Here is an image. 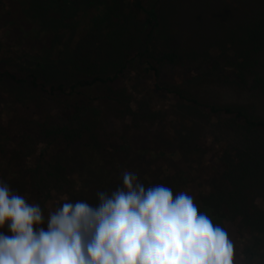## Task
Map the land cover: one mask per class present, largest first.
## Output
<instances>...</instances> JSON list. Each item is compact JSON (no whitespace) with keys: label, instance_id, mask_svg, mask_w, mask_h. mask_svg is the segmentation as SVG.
Here are the masks:
<instances>
[{"label":"rangeland","instance_id":"rangeland-1","mask_svg":"<svg viewBox=\"0 0 264 264\" xmlns=\"http://www.w3.org/2000/svg\"><path fill=\"white\" fill-rule=\"evenodd\" d=\"M21 1H12V7L2 14L5 19L8 18L7 12H11L9 19L13 18L17 23L14 27L8 26L12 31L9 36L0 28V70L13 68L26 75L33 67L37 72L41 69L34 57L38 54L51 56L55 66H52L49 79L57 84L62 72L57 66L59 52L63 60L68 59L67 56H91L93 59L101 56L99 62L106 66L108 75L114 66L147 49L154 56L176 53L179 59L176 65H156L160 71L158 77L147 71L146 65L140 66L136 62L127 66L123 86L132 96V106L138 113L133 118L125 117L124 110L117 112L113 102L100 93L62 100L59 97L47 99L29 88L0 84V181L24 196L28 203L39 204L45 222L49 213L65 202L85 200L97 206V193L110 194L118 187L115 183L122 178V172H134L133 167L130 163L121 169L110 165L104 176L109 180L107 187L110 189L91 193L88 187L76 184L80 182L83 168L75 164L85 150L92 148L88 146L92 145L93 137L87 133L69 145L64 137L55 138L49 134L68 125L61 117L65 107H97L101 122L94 131L103 132V136L96 139L109 151L117 140L133 137L128 142L134 151L139 152L135 164L141 167L137 176L145 188L150 183L141 179L142 176L163 175L169 183L173 181L170 188L174 195L184 190L194 198L197 206L207 198L212 217L225 220L227 233L234 244V264H264V135L258 131L248 132L241 121L211 116L204 107H191L168 91H181L204 106L245 108L250 115L264 119V93L253 89L258 87L255 74H248L246 91L235 85L231 78L233 72H228L231 62L238 61L242 67L248 59L240 55L235 58L234 52L230 51L235 49L229 41L236 31L240 33L246 20L248 26L244 27L250 28L257 7H261L264 13V0H146L145 5L157 3L159 16L160 25L151 39L148 38L150 29L147 23L137 18L131 7H128L131 11L124 10L126 24L118 27L109 21V29L100 24L84 30L85 22L79 23L78 16L65 11V22L74 28L75 33L61 30L56 37L45 42V55L41 54L39 36L36 39L26 36L25 31L28 32L29 26H34L37 19L34 21L28 11L22 14L21 9L27 7L24 4L30 0ZM52 1L48 0L46 6ZM100 3L101 0H95L92 6H88L96 16L102 14ZM95 29L98 30L93 31ZM82 34H89V38L80 37ZM9 47L18 58L13 53L7 54ZM250 54L254 60L259 57L256 53ZM261 57L264 60V52ZM96 68L97 71L99 68ZM208 78L215 81L205 83ZM220 79L225 82H217ZM28 105L29 109L26 108ZM145 111H149L147 116ZM184 138L189 144H185ZM254 145L259 148L263 161L255 158V165L260 166L253 168V180L248 177L243 181L241 192L234 187L237 179L227 172L230 167L238 168L243 152H248L246 149ZM56 167L58 171H64V178L58 176ZM59 177L63 183L58 181ZM234 190L241 197L246 196L248 207L247 210L243 207L242 211L251 215L246 218L255 219V228L244 225L246 218H239L241 211L234 213L233 203L237 201ZM217 197L221 201H217ZM44 226L46 228V223ZM0 231L7 232V228Z\"/></svg>","mask_w":264,"mask_h":264},{"label":"trees","instance_id":"trees-1","mask_svg":"<svg viewBox=\"0 0 264 264\" xmlns=\"http://www.w3.org/2000/svg\"><path fill=\"white\" fill-rule=\"evenodd\" d=\"M12 1L14 0H0V21L4 23L0 25V28L7 36L12 32L9 27H14L17 23L15 19H9L11 12H7L6 16L8 18L4 19L2 15L12 7ZM24 1L25 0L21 1V3ZM94 1L95 0H53L52 4L46 6L48 0H30L28 3L24 4L27 7L22 8L21 11L23 15L26 14L24 11H28V14L33 15V20L36 21L37 19V22L34 26H29L28 32L25 31L26 36L36 39L38 35L39 37H37V41L42 45L41 54L45 55L47 53V48L44 46L45 42L56 37L61 30L67 29L71 34L75 33L74 28L66 23L65 11L74 16H78L80 19L79 23L82 21L85 22L86 28H84V30H87V27H94L95 25L98 26L100 24L109 29L110 27L107 24L109 21L118 27L125 25L127 16L125 15L124 10L125 12H127V10L131 11L128 7H131L133 11L136 12L137 18L143 19L147 23V27L150 29V33L148 34L149 39L153 37L156 28L160 25L157 3L149 6L145 5L146 0H124L125 2H123V0H101L100 5H102V14L101 16H96L92 9H88V6H92ZM262 6L264 7V4ZM246 21L247 22L242 23L243 26L239 30L240 33L238 34V31H236L234 35H232L229 43L235 49H230V51L234 52L233 56H235V58L236 55H240L243 58L247 56L248 59L243 62L242 67L238 64V61L231 62V64H229L230 67H228V72H233L231 78L234 79L235 85L237 84L239 87L242 86L246 91L248 89V82L246 80L248 74H255L256 77L254 79L256 80L258 87L253 89H257L259 92L262 91V93H264V60L261 57L264 52V13H262L261 7L256 8L254 20L252 21L250 28L244 27L248 26V20ZM25 24L27 25V23ZM97 30L98 29H95L93 31ZM80 37L89 38V34L87 36L86 34H82ZM217 45L220 44L217 43ZM9 51L7 54L13 53L15 57L17 56L16 58L19 57L10 47ZM250 53H256L257 56H259L258 59H252L253 56ZM60 54V52L57 54V63H59L57 66L62 71L59 83L53 84L49 79V74L51 72L53 73L52 66H55L54 62L50 60L51 56H39L38 54L36 55L37 57L34 58L39 62L38 64L41 70L37 72L35 70L34 72L33 67L29 66V71L32 72L26 75L13 68L0 70V84L17 86L18 88H29L32 92L38 93L47 99L59 97L62 100L64 98L78 97L82 94L100 93L106 100L113 102L114 109L117 110V112H123L124 110L125 117L130 118L131 116V118H133L137 117L138 113L132 106V96L127 94L128 91L124 89L123 86L125 83L127 66H133L136 62L140 66L146 65V70L154 72L158 77L160 71L156 65L162 63L176 65L178 64L179 59V56H177L176 53H164L160 56H154V53H152L150 49H147L146 52L139 53L138 56L133 59L122 62L119 66H114L115 68L112 73H109L110 75H108L106 74V66L99 62V57L101 56H97L96 59H93L91 56H67L68 59L63 60V56H60ZM96 67L99 68L97 71L95 70ZM226 78L229 77L227 76ZM208 79L209 80H206L205 83H212L215 81L210 78ZM217 82L220 83L225 81L220 79L217 80ZM168 91L170 94H174L178 97L180 101L191 104V107H204L211 116H223L231 118L234 121H241L243 127H245L248 132L258 131L264 135V119L250 115L245 108L224 105L220 107L214 104L204 106V104L200 103L197 99L188 98L182 94L181 91L176 89H170ZM98 105L100 106L99 103ZM29 107V105L26 106L28 109ZM141 110H144V108ZM148 113L149 111H145L146 116ZM100 114V110H98L97 107L89 108L78 105L67 106L61 112V117L67 120L68 125L55 132L51 131L49 133L51 136H56L55 138L60 136L64 137L69 145H73V143L82 139L87 133L90 137H93L91 138L90 143L92 145L88 146L92 148L89 149L90 151L85 150L84 155L81 154L76 162L77 164H75L76 166L83 168V172L81 173L83 178L80 175V182H77L76 184L79 183L80 186L83 185L88 187L91 193L102 191L101 189L104 188L110 189V187H107L109 186L107 185L109 180L104 177L108 174V167L110 165H114L121 169L125 167L127 163H130L136 174L138 173L137 170L141 168L136 167L137 164H135V159H137L139 152L134 151L135 148L128 142L133 139V137L128 140H117L114 145L109 147L110 152L106 150L103 145L101 146L100 141L96 138L103 136V132L94 131L97 128L99 121L101 122V120H99ZM184 142L185 144H189L185 138ZM246 151L248 152L245 153L250 155L246 156L243 152L240 157L239 167H230V171L227 172V174L229 173V175L231 174L233 178L237 179L234 182L236 185L234 187L241 192H243L244 188L243 181L248 177H251L253 180V168H258V166H260L259 164L255 165V158L263 161V156H259V148L256 145L252 148H247ZM56 169L57 171L59 170L57 167ZM236 171H238V173H235ZM62 174H64V171H58V176L61 175L60 177L64 178ZM60 177L58 181L62 182L63 180H61ZM141 179L149 182L150 185L148 186L164 184L170 188V186L173 185V181L169 183V179L163 175H156L151 178L142 176ZM118 181V183L115 181V184H117L118 187H122V178ZM182 191L184 192V190ZM233 194L237 197V199L235 196L233 197V201H235V199L237 200L233 203L234 208L236 209L234 213L237 214L241 211V215L239 216L241 220L246 217H251V215H246V212L242 211L243 207H245L246 210L248 207L246 196L241 197L242 195L235 190L233 191ZM201 198L203 199V196H201ZM217 201H221V199L217 197ZM208 202L207 198L203 199V203H200L198 206L199 211L207 214L214 224L220 225L227 231V226L224 224L225 220L214 218L210 214V206ZM235 219L237 220V218ZM244 225H250L255 228V219L246 218Z\"/></svg>","mask_w":264,"mask_h":264},{"label":"clouds","instance_id":"clouds-1","mask_svg":"<svg viewBox=\"0 0 264 264\" xmlns=\"http://www.w3.org/2000/svg\"><path fill=\"white\" fill-rule=\"evenodd\" d=\"M99 204L65 202L49 213L0 181V264H234L227 231L187 192L145 188L135 172ZM46 223V228H45Z\"/></svg>","mask_w":264,"mask_h":264}]
</instances>
